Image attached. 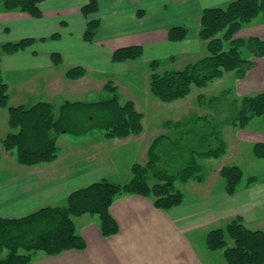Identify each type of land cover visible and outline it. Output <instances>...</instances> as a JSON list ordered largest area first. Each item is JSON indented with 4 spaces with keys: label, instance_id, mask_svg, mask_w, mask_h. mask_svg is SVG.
<instances>
[{
    "label": "trees",
    "instance_id": "16d2710c",
    "mask_svg": "<svg viewBox=\"0 0 264 264\" xmlns=\"http://www.w3.org/2000/svg\"><path fill=\"white\" fill-rule=\"evenodd\" d=\"M46 0H0V12L26 13L40 18V4ZM99 11L98 0L82 8L88 17ZM261 17L264 21V0H234L226 7L205 9L201 16L198 37L206 43L208 55L182 69L160 71L164 61L149 63L151 93L164 103L185 98L193 86L204 88L226 73L235 72L244 79L255 67L254 59L264 58V40L259 37H238L244 26ZM100 29V20L87 22L84 39L93 43ZM189 29L173 27L168 30L171 42L187 39ZM58 34L52 36L57 39ZM36 42L27 38L0 45V110L8 108L9 132L2 139L3 148L15 154L18 164L34 166L54 162L59 156L58 138L62 135L81 137L95 130L104 131L107 139H126L139 135L143 115L132 101L124 104L118 98V88L112 83L105 86L111 96L96 102L67 101L60 106L39 102L31 107L9 106V86L2 76V55L25 51ZM142 47L121 48L114 52V63L138 61ZM56 65L62 62L58 53L52 54ZM175 62V57L167 59ZM82 67L66 72L69 80L84 77ZM202 104L205 99L200 98ZM223 113V99L212 98L206 104ZM234 116L223 126L245 128L255 118L264 120V92L235 100ZM222 126V127H223ZM167 132L158 136L148 150L145 165L133 164L132 178L120 184L109 180L95 182L73 192L63 206L44 207L19 219L0 218V264H31L38 253L49 257L66 251H84L86 243L77 231L74 218L96 216L105 238L120 232L110 212L117 197L136 195L152 200L162 211H170L184 203V195L176 182L202 181V159H219L227 152L223 128L218 127L211 115L184 121H168ZM253 155L264 159V142L256 143ZM183 163V167L176 166ZM225 189L234 195L243 180L238 166L224 167L221 171ZM256 179L251 178V182ZM206 246L209 251L222 252L226 264H264V230L245 225L242 217L230 221L225 227L208 232Z\"/></svg>",
    "mask_w": 264,
    "mask_h": 264
},
{
    "label": "crops",
    "instance_id": "0c3cea01",
    "mask_svg": "<svg viewBox=\"0 0 264 264\" xmlns=\"http://www.w3.org/2000/svg\"><path fill=\"white\" fill-rule=\"evenodd\" d=\"M232 1L98 0V13L86 17L82 8L90 0H46L40 4V18L0 12V45L36 40L25 51L2 55L3 79L6 74L11 79L5 81L11 96L9 106L31 107L39 102L60 106L87 99L93 93L95 75L103 80L122 74V66L129 65L112 61L114 52L121 48L142 47V60L148 62L194 57L199 52L202 58L208 54L206 43L198 37L203 11L226 7ZM94 19L100 20V29L94 42L88 43L84 34L87 22ZM263 22L259 17L242 30L250 31ZM173 27L188 28L187 39L171 42L168 30ZM55 34L57 39L52 38ZM251 35L257 36L256 31ZM259 37L264 39L262 34ZM53 53L61 56L59 65L54 63ZM74 67L84 68L85 77L64 81V73ZM15 89L22 93L14 95ZM43 92H47L46 97H42ZM99 134L92 131L81 137L60 136L58 145L64 139L69 148H60L58 158L51 163L23 166L10 153V166L4 165L6 177L0 175V218L19 219L44 207L63 206L73 192L101 180L120 183L115 180L120 172L118 164L102 158L111 148L117 149L112 141H119ZM68 136L71 138L66 139ZM212 200L162 211L149 198L119 196L110 208L120 228L117 235L105 238L97 217H78L75 223L86 250L54 257L41 253L31 264H226L222 252L209 251L206 246V236L213 230L209 226L225 218L223 205H217L219 198Z\"/></svg>",
    "mask_w": 264,
    "mask_h": 264
},
{
    "label": "rangeland",
    "instance_id": "374dc122",
    "mask_svg": "<svg viewBox=\"0 0 264 264\" xmlns=\"http://www.w3.org/2000/svg\"><path fill=\"white\" fill-rule=\"evenodd\" d=\"M253 27H251L253 29L250 31H247L248 28L245 27L247 32L241 30L238 37L247 39L259 37L261 34L264 37V22L262 24L257 23ZM254 30L257 36L251 35L255 32ZM200 55L201 53L199 52L194 57H175L176 60L173 63H169L168 60H160L164 61L160 71L182 69L187 64L201 59ZM254 61L256 63L254 69L244 79H239L235 72L226 73L221 79L213 81L204 88L193 86L190 94L185 98L171 103H164L151 93V71L149 70L151 61L148 62L141 58L138 61L129 62V65L122 66V74H117L113 77L106 76V79L103 80L102 77L95 75L93 77L95 81L93 93L89 94L87 99H82L83 101L96 102L109 98L111 95L105 91V86L112 83L118 88L120 103L124 104L132 101L137 111L143 115V130L139 135L130 136L128 137L129 139L126 138L127 140L124 141L114 138L113 140L119 141H112V143H116L117 149L111 148L108 155L101 156L105 159L108 158L112 163L118 164L120 172L115 180L120 182V184L128 183L132 178L130 167L136 163L141 165L147 163L148 150L153 141L158 136L169 133L165 127L168 121H184L209 114L212 116L214 123L218 127L223 128L227 152L219 159L201 160L200 163L203 167L202 181L192 179L187 183L176 182V188L184 195V203L180 207L185 203H198V200L209 202L212 199L219 198V200H216L217 205H223L221 208L225 212V218L219 223L218 221L213 222L209 226L210 229L225 227L233 219L242 217L248 227L264 230V159H258L253 155L254 145L264 142V120L259 117L255 118L245 128L223 126L234 116L232 104L235 100L239 102L245 97L264 92V58L254 59ZM63 78L64 81L68 79L66 73H64ZM10 80V76L6 74L5 81ZM19 93L22 92L17 89L13 90L14 95ZM23 94L29 95L24 92ZM46 94L47 92H43L42 97H46ZM202 97L205 99V104H202L200 100ZM214 97L223 99L225 104L223 113L219 112L217 108H210L206 105ZM79 100L82 101L81 99ZM8 116V108L0 110V164L3 165L0 166V175L4 177H6L7 170L4 165L10 166V152L3 148L1 142L9 132ZM95 132L100 133L99 135L106 134L101 130H95ZM69 138L71 136L66 139ZM105 138H107L106 135ZM134 144L136 145L134 146ZM60 146L58 145L59 150L60 148L63 150L69 148V143L63 139L60 141ZM229 166H238L243 171V180L234 195L227 193L224 179L221 175L222 169ZM182 167L183 163L176 166L177 169ZM251 178L256 180L251 182ZM212 201L214 202V200ZM235 208L237 211H235ZM227 209H232V211L227 214ZM88 217L96 219V216L89 215ZM77 223L80 226L81 220ZM39 255L41 253L36 256Z\"/></svg>",
    "mask_w": 264,
    "mask_h": 264
}]
</instances>
